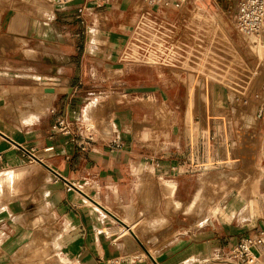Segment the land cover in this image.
<instances>
[{
	"label": "crops",
	"instance_id": "crops-1",
	"mask_svg": "<svg viewBox=\"0 0 264 264\" xmlns=\"http://www.w3.org/2000/svg\"><path fill=\"white\" fill-rule=\"evenodd\" d=\"M43 1L47 5L19 0V7L0 11V264H231L230 250L238 239L264 230V222L257 221L263 215L253 220L262 212L264 175L257 187L259 211L253 217L250 202L240 208L233 202L228 217L218 218L224 227H203L206 222H201L193 233L175 234L172 241V234L163 233V241L170 242L155 258L147 252L148 261L130 238L105 234L106 218L112 217L90 200L107 212L110 203L124 212L129 208L132 218L133 203L148 180L169 177L172 163L191 149L204 153L203 130L213 143L218 118L177 105L188 92L176 85L173 69L116 63L128 34L98 27L86 32L74 17L84 1L65 6ZM117 3L111 0L105 6ZM94 37L101 43L97 47L91 42ZM186 74L204 100L202 79ZM154 100L165 109L154 111ZM165 113L181 119L169 141L159 137L163 128L143 126L145 121L154 123L152 115L163 119ZM62 117L72 134L50 137L51 126ZM19 147L32 150L38 161L30 162ZM158 188L165 208L182 215L186 207L175 199V181L162 180ZM199 189L200 180L193 197ZM151 192L146 208H159L161 202ZM216 207L212 216L223 211ZM234 219L251 221L250 232L232 224Z\"/></svg>",
	"mask_w": 264,
	"mask_h": 264
},
{
	"label": "rangeland",
	"instance_id": "rangeland-1",
	"mask_svg": "<svg viewBox=\"0 0 264 264\" xmlns=\"http://www.w3.org/2000/svg\"><path fill=\"white\" fill-rule=\"evenodd\" d=\"M18 1L0 0V11L7 7H19ZM36 1L47 5L43 0ZM125 1L118 0L114 7L105 6L90 11L89 20L92 28L89 27L88 30L92 31L93 27H98L129 35L128 30L134 23V19L137 18L136 14L148 10L154 15H163L171 24H174V27L170 28L174 30L171 42L175 47H180L183 50L192 47L196 49L193 28L200 32L203 37L201 39L203 50L199 51V64L196 70L205 86L200 91L205 95V99L199 97V86L195 84L191 86L185 71L170 68L173 69L176 76V85L182 91L184 89L185 95L186 90L188 92L187 97L178 98L175 102L179 106L183 104L182 106L190 111L192 109L193 111H204L209 117L216 116L218 118L213 127L216 133L213 143L209 141L208 131L203 130V137L206 140L203 144L204 153L202 151L192 152L191 149L179 161L172 163V167L175 169H171L169 177L148 180L141 198L136 196V201L133 203V215L128 222L134 232L129 231L127 235L121 233L126 226L117 219L123 220L124 210L108 202L110 214L107 211L106 213L110 216L112 214V218H106L108 224L105 227L109 228L104 231L105 234L109 233L108 237L115 236L114 239L122 235L125 238H130L138 248L139 254L145 258L143 261H148V254L151 255L155 252L154 255H156L162 247L172 241L175 234L187 231L193 233L199 229L201 222L203 224L206 222L204 225L201 224L203 227L206 225H208L207 227H224V222L218 218L228 217V209L230 205L234 204L233 202L238 203V208L243 202H250V216L252 217L259 211L260 200L257 187L260 177L264 175V118H258L257 112L260 106H264V68L259 66L257 69L258 46L255 48L250 41L246 40L248 36L241 35L236 28L237 0H189L188 4L178 11L163 10L158 7L150 8L143 0H128L126 1L127 5L124 6ZM118 5L119 7H116ZM194 13L204 16L205 23L199 24L191 18ZM128 35L126 39H128ZM91 42H94L96 47L101 44L95 37ZM119 51L115 59L116 63H119L117 61ZM152 67L163 68V66ZM208 83L213 87L208 88ZM192 87L191 97L189 91ZM153 103L151 106L154 111L164 108V105L157 100H154ZM193 115L191 114V117ZM152 117L155 119L154 123L145 121L143 126L151 127L156 131L163 128L164 134L159 137L166 141L171 138V129L177 128L181 122L179 117L175 118L172 114L165 113L163 119L158 118L155 114ZM92 132L94 131L92 130ZM96 135L94 132V136ZM228 141L231 145L227 147ZM162 180L175 181V199L181 203V207H186L181 211L182 215H180V210L172 212L170 207L165 208L164 199L158 188V184ZM199 180L200 189L193 197ZM263 184L261 190L264 192ZM152 189L161 202L159 208H146L145 197L151 196L150 190ZM142 197H144L143 201ZM217 205L221 206L223 211L219 216H212ZM262 215L264 216V202L261 214L253 218L254 222ZM250 216L248 215L245 219H249ZM152 217H158L160 221H156L157 224L145 222V219ZM257 221L258 224L260 221L264 222L262 219ZM167 222H169L168 225H166ZM162 223L165 225H161ZM231 223L238 224L244 233L250 232L248 228H251V221L239 223L237 219H234ZM164 229L165 231H163ZM163 233L168 234L166 237L172 234L169 242L163 241L166 238H163Z\"/></svg>",
	"mask_w": 264,
	"mask_h": 264
},
{
	"label": "built area",
	"instance_id": "built-area-1",
	"mask_svg": "<svg viewBox=\"0 0 264 264\" xmlns=\"http://www.w3.org/2000/svg\"><path fill=\"white\" fill-rule=\"evenodd\" d=\"M52 5L65 6L75 0H46ZM84 4L76 9L75 20L84 26L86 32L91 24L88 21L90 11L109 5L111 0H82ZM150 8L178 11L186 6L189 0H143ZM92 2L93 6H89ZM235 24L238 32L243 36H256L261 42V55L258 67L264 68V0H237ZM174 27L163 15H154L151 11L142 12L133 23L132 30L122 49L119 63L140 64L146 66H163L173 68L177 63L172 59V53L177 49L172 44L171 38ZM183 53V49L180 50ZM264 90V88H263ZM247 102V101H244ZM258 118H264V106L257 112ZM61 134L70 135L71 126L65 117L58 118L51 126L49 136ZM264 140V137H263ZM89 141V140H86ZM75 142V140H74ZM77 147L84 150L83 143L75 142ZM118 147L116 142H112ZM23 156L30 162L38 161L32 150L19 147ZM0 155V169H2ZM175 168H172L174 170ZM106 237V235L104 234ZM264 255V230L241 236L231 248L229 261L231 264H264L261 256ZM155 263V262H154ZM156 264V263H155Z\"/></svg>",
	"mask_w": 264,
	"mask_h": 264
},
{
	"label": "bare ground",
	"instance_id": "bare-ground-1",
	"mask_svg": "<svg viewBox=\"0 0 264 264\" xmlns=\"http://www.w3.org/2000/svg\"><path fill=\"white\" fill-rule=\"evenodd\" d=\"M142 12H149V11L146 10V11H142ZM142 12L140 14H136V17L138 18V16H140L142 14ZM165 16H167V15H165ZM137 18L134 19V22L137 20ZM164 18L166 19V17H164ZM191 18L195 19L199 24L200 23L201 24L205 23L204 16H201L199 14L197 15V14L194 13ZM132 26H130V30L129 31L132 30ZM193 30H194V33H195L193 38H194V42L196 43V49L193 48V47L192 48H189L190 50L189 49L188 50L187 49L186 50L184 49L183 50V53H181L180 52L181 48L180 47H177V49L172 53V59L171 60H174L177 63V65L175 67H173V68H178V69L184 70L185 72H193V73L197 74L200 77V74L196 70V68L198 67V64H199V58H198L199 55H200L199 51H202L203 50L202 49L203 42L201 40L203 37L200 34V32L195 31L194 28H193ZM246 40L250 41V43L253 46H255V48L258 46L257 48L259 49V55H258V59H259L260 58V55H261V42H260V39L258 37H256V36L250 35V36L247 37ZM121 53H122V50H121V52L119 54V57H120ZM257 69H258V65H257ZM92 107H93V105H92ZM89 108H91V107H89ZM90 201L95 206H97L99 209H101L102 211H104L106 213V210H104L101 206H99L98 204H96L92 200H90ZM106 214H108V213H106ZM130 218H131V215H130V211H129V208H128L124 212L123 220L121 219L122 222H120L117 219L121 224L123 223V225L124 224L126 225V228H123L122 229V232H121L124 235H127L129 231H131V232L133 231L132 228L129 227V225H128V224H130V223H128V222H130ZM152 257H154V254L152 255Z\"/></svg>",
	"mask_w": 264,
	"mask_h": 264
}]
</instances>
